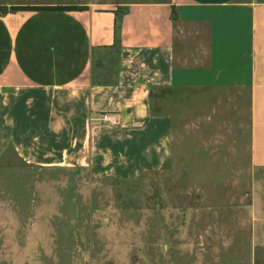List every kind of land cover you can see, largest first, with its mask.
<instances>
[{
  "label": "crops",
  "instance_id": "crops-1",
  "mask_svg": "<svg viewBox=\"0 0 264 264\" xmlns=\"http://www.w3.org/2000/svg\"><path fill=\"white\" fill-rule=\"evenodd\" d=\"M22 6L85 8L11 10ZM0 7V157L12 149L30 163L133 176L171 158L174 117L163 93L245 90L249 160L264 168V0Z\"/></svg>",
  "mask_w": 264,
  "mask_h": 264
},
{
  "label": "rangeland",
  "instance_id": "rangeland-1",
  "mask_svg": "<svg viewBox=\"0 0 264 264\" xmlns=\"http://www.w3.org/2000/svg\"><path fill=\"white\" fill-rule=\"evenodd\" d=\"M166 94L174 139L161 168L117 176L0 157V264H264L248 92Z\"/></svg>",
  "mask_w": 264,
  "mask_h": 264
},
{
  "label": "trees",
  "instance_id": "trees-1",
  "mask_svg": "<svg viewBox=\"0 0 264 264\" xmlns=\"http://www.w3.org/2000/svg\"><path fill=\"white\" fill-rule=\"evenodd\" d=\"M85 7H77V6H22V7H12L11 10H59V11H70V10H80ZM3 8L0 7V10ZM125 13L124 9H118L117 21L121 18V15ZM118 48L117 46H113L112 49ZM116 51V50H115Z\"/></svg>",
  "mask_w": 264,
  "mask_h": 264
},
{
  "label": "built area",
  "instance_id": "built-area-1",
  "mask_svg": "<svg viewBox=\"0 0 264 264\" xmlns=\"http://www.w3.org/2000/svg\"><path fill=\"white\" fill-rule=\"evenodd\" d=\"M101 120L103 121V122H106V121H111V122H113V120H112V118L108 115V114H105V115H103L102 117H101Z\"/></svg>",
  "mask_w": 264,
  "mask_h": 264
}]
</instances>
